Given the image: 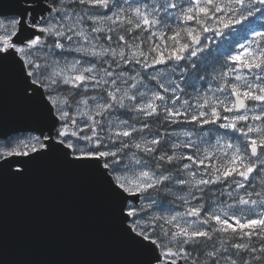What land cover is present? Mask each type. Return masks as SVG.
<instances>
[{
    "label": "snow or ice",
    "instance_id": "snow-or-ice-1",
    "mask_svg": "<svg viewBox=\"0 0 264 264\" xmlns=\"http://www.w3.org/2000/svg\"><path fill=\"white\" fill-rule=\"evenodd\" d=\"M14 7L0 12V90L12 82L31 125L20 136L0 133V173L23 179L49 157L90 172L121 237L143 257L137 264H264V23L256 26L264 0ZM230 32L243 42L215 53L205 43ZM157 65L171 72L145 75ZM209 76L211 95L183 98ZM187 123L235 139L202 138L201 151L195 131L175 141L174 132L153 134L155 125ZM217 186L230 203L212 200ZM160 193L185 210L154 214Z\"/></svg>",
    "mask_w": 264,
    "mask_h": 264
},
{
    "label": "water",
    "instance_id": "water-1",
    "mask_svg": "<svg viewBox=\"0 0 264 264\" xmlns=\"http://www.w3.org/2000/svg\"><path fill=\"white\" fill-rule=\"evenodd\" d=\"M0 0V12L16 11ZM11 81L0 90V133L31 125ZM120 235L110 198L88 171L56 158L37 161L23 179L0 173V264H137Z\"/></svg>",
    "mask_w": 264,
    "mask_h": 264
},
{
    "label": "rangeland",
    "instance_id": "rangeland-1",
    "mask_svg": "<svg viewBox=\"0 0 264 264\" xmlns=\"http://www.w3.org/2000/svg\"><path fill=\"white\" fill-rule=\"evenodd\" d=\"M176 2L180 3V4H184L185 0H176ZM257 16H259V14H257ZM176 23L177 22L174 20L172 22V26L175 27ZM261 23H264V17H260L256 21V26L259 27V25ZM242 27L243 26H241V25L236 26L237 29H240ZM209 35H211V34H209ZM233 35H234V33L230 32L223 39H221L220 37H214L211 40L205 41V43H207L209 45V47L216 50L217 48H221L222 46H224L228 42H232L233 44H235L236 40H240L241 42H243L242 41V33H241V35H237L235 37V40L233 39ZM142 47H144V45H142ZM69 59H71V57H69ZM181 67H183V64H181ZM157 70H159L160 72H167V73L171 72L170 67L168 69H165V66L157 65V66H155V68H150V69L146 70L145 75L147 73L156 74ZM145 83H148L149 87H151V85L154 82L145 81ZM209 87H215V83L211 82L210 76L208 79L203 80V81L197 80L195 82V89L196 90H193V88H191V87H186L183 98L189 99V101L191 103V102H194V98L196 97L197 92H199V94L201 96L211 95V93L207 92V89ZM165 131L174 132L177 134V135H173L171 137V139L173 141H175L177 139H181V140L186 139L182 135H179L182 131H195L196 135L193 136V139L200 145L201 151H203L206 147H208L209 144H215L217 138H219V137H222L223 140H225V141L229 140L230 138L232 140L235 139L234 133H233L234 135L232 137H229L226 135L225 132H222V129L218 128L217 125H204L202 127L199 125H196V124H192V123L180 124V125H169V126L164 127L163 133ZM21 135H23V134H21ZM16 136H20V135H16ZM137 138H139V136H137ZM202 138L207 140L209 142V144L200 143V140ZM181 151H183L186 154H192V152L194 150L182 149ZM218 159H219V156H217V160ZM173 191L175 192L176 189L173 188ZM180 194L183 195L184 193H180ZM169 196H170V198L167 199V201H162L158 197H156V200L158 202V206L153 209L154 214L167 215L169 212H176V211H184L185 210L180 201H176L172 195H169ZM222 201H226V202L230 203V201L227 200L226 198ZM195 203L196 202L193 201V204H195ZM210 203H212V202H210ZM213 206H215V205H213Z\"/></svg>",
    "mask_w": 264,
    "mask_h": 264
},
{
    "label": "trees",
    "instance_id": "trees-1",
    "mask_svg": "<svg viewBox=\"0 0 264 264\" xmlns=\"http://www.w3.org/2000/svg\"><path fill=\"white\" fill-rule=\"evenodd\" d=\"M168 34L170 35V33H168ZM144 47L146 48V45H144ZM209 48L212 49L213 52L215 53V50H214L213 48H211V47H209ZM221 60H222V58H221ZM202 74H203V73H202ZM163 129H164V127H161L160 125H155L154 128H153V134H155V132H156L157 130H159V132L163 133ZM222 132H225V130L222 129ZM226 135L229 136V137H232L234 134L231 133V132H227ZM221 190H222V189H221L219 186H217V189H216V196L212 197V200H214V199H216V198H219L220 200H224V199L226 198L227 200L230 201V198H228L227 196H223V197H220V196H219V191H221ZM209 195H211V194H209ZM157 197H158L160 200H162V201H167V199L170 198L169 195H165L164 193H160V195H158ZM212 200H209V199H207V197H206V201H207L208 203L212 202ZM168 201H169V200H168Z\"/></svg>",
    "mask_w": 264,
    "mask_h": 264
}]
</instances>
